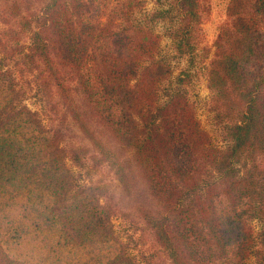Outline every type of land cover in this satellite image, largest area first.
<instances>
[{
	"label": "trees",
	"instance_id": "16d2710c",
	"mask_svg": "<svg viewBox=\"0 0 264 264\" xmlns=\"http://www.w3.org/2000/svg\"><path fill=\"white\" fill-rule=\"evenodd\" d=\"M161 4L139 18L143 0H0V264H136L112 184L93 180L103 167L153 239L145 264H264V0H231L212 47L209 0ZM159 24L190 66L210 59L224 147L190 100L191 72L161 55ZM67 113L88 143L67 142Z\"/></svg>",
	"mask_w": 264,
	"mask_h": 264
},
{
	"label": "rangeland",
	"instance_id": "374dc122",
	"mask_svg": "<svg viewBox=\"0 0 264 264\" xmlns=\"http://www.w3.org/2000/svg\"><path fill=\"white\" fill-rule=\"evenodd\" d=\"M145 1V5L143 6L142 11L137 12V16L142 18L144 14L153 11L155 9H159L162 6V2L164 0H143ZM231 0H209L210 12L207 15L203 23L201 24L200 36H201V45L204 47H212L221 27L229 21L227 15V8ZM156 31L163 34V39L161 42L162 45V53L161 55L168 59L174 68V75L177 76L183 70L188 69L193 79L191 84L189 83L187 86V91L189 93L190 100L193 102L195 110L197 112L198 118L201 121V124L205 130H207L212 136L213 142L218 147H224L225 142L221 137V133L219 128L216 126L213 115L210 113L209 102L211 98V93L209 88L207 87L206 80V67L210 59L202 60V52H200L199 57L197 58L194 66H190L189 62L184 57H179L176 55L173 47L171 39L164 35V27L162 24H159L156 27ZM213 50V48H212ZM213 53V51H212ZM211 58V55H210ZM20 85L26 88V95L23 97V104L26 105L32 111L39 112L43 123L52 127V122L49 119V114L51 113L49 108L45 105L42 100L41 94H37L35 90L31 89L26 83V80L21 79ZM61 115V114H59ZM60 117V116H58ZM73 115L70 113L66 114V123L60 124L59 129L61 127L67 130L66 140L69 143H79L80 141H84L88 143V140L84 139L81 132L78 131V126L74 122ZM58 123H53V126H57ZM61 126V127H60ZM107 141L110 139L106 138ZM68 166L71 168L72 172L79 177L80 183H89L90 178L87 174H85L82 170L72 164L70 160L67 162ZM94 181L103 180L110 187V194L113 193L115 202L118 204V211H122V213L118 212L116 217L113 218L114 229L116 231L119 239L129 246L130 255L135 259L136 264H145L146 261L144 257L149 256L154 248L153 239L148 232L143 228L142 224L138 223V218L134 215L130 214V218L125 217V213H130L127 200L124 195L120 193L118 187V181L115 180L113 174L109 172L107 167H103L99 172L94 174ZM128 216V215H127ZM253 226L256 230L260 228V224L258 222H254ZM139 229V230H136ZM145 230V231H144ZM29 249L30 245H26ZM10 252V250H9ZM20 250H11V255L15 257H20L18 255ZM39 251H34V255L39 257ZM24 257V256H23ZM25 257H29L26 256ZM28 259V258H27ZM29 264H35L34 261L30 260ZM248 264H256L254 259H250Z\"/></svg>",
	"mask_w": 264,
	"mask_h": 264
}]
</instances>
